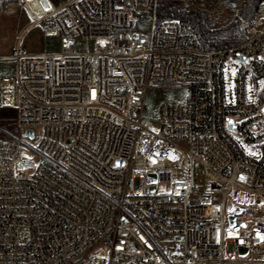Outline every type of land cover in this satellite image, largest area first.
<instances>
[{"label": "built area", "instance_id": "obj_1", "mask_svg": "<svg viewBox=\"0 0 264 264\" xmlns=\"http://www.w3.org/2000/svg\"><path fill=\"white\" fill-rule=\"evenodd\" d=\"M28 1L59 48L0 55V264H264V1L220 48L157 0Z\"/></svg>", "mask_w": 264, "mask_h": 264}, {"label": "rangeland", "instance_id": "obj_2", "mask_svg": "<svg viewBox=\"0 0 264 264\" xmlns=\"http://www.w3.org/2000/svg\"><path fill=\"white\" fill-rule=\"evenodd\" d=\"M51 1L56 5L57 1L61 3L64 0ZM241 3L242 0H215L211 3H204L199 0H179V8L186 11L196 10L209 20L213 28H219L239 18ZM30 22L31 20L23 7L22 0H0V55L12 54L17 46L23 51L30 52L57 50L59 48V39L44 36L38 25H32L24 29ZM244 22L245 19L240 18L241 41L244 39L242 30ZM77 48L82 49L83 45L78 42ZM15 68L16 61L0 60V74H12ZM236 70V63L232 62L226 65L224 69L226 87H228V75L233 78ZM259 83H262V80H259ZM186 96L187 87L185 85L150 86L147 89L143 115L156 123L154 119L155 110L161 100L173 97L184 99ZM0 126L15 134L19 132L15 109L9 107L0 109ZM24 155L30 157L33 161L37 160V157L31 156L29 152L24 151ZM158 189L167 191L169 185L160 183ZM252 198L253 196L245 191H240L237 200L246 202Z\"/></svg>", "mask_w": 264, "mask_h": 264}, {"label": "trees", "instance_id": "obj_3", "mask_svg": "<svg viewBox=\"0 0 264 264\" xmlns=\"http://www.w3.org/2000/svg\"><path fill=\"white\" fill-rule=\"evenodd\" d=\"M204 3H211L215 0H199ZM217 1V0H216ZM264 0H242L240 15L228 25L213 28L209 20L196 10L186 11L179 8V0H159L155 7L156 18H183L192 21L198 28L205 43L210 48L226 47L237 44L241 41L240 18L249 19L259 2Z\"/></svg>", "mask_w": 264, "mask_h": 264}, {"label": "bare ground", "instance_id": "obj_4", "mask_svg": "<svg viewBox=\"0 0 264 264\" xmlns=\"http://www.w3.org/2000/svg\"><path fill=\"white\" fill-rule=\"evenodd\" d=\"M44 6H48V2L46 0H29L26 3V9L28 13L34 18L37 19L39 13L43 10ZM35 15V16H33ZM33 25V24H32ZM6 86L8 85V80H4ZM6 98H8V94L6 93Z\"/></svg>", "mask_w": 264, "mask_h": 264}, {"label": "water", "instance_id": "obj_5", "mask_svg": "<svg viewBox=\"0 0 264 264\" xmlns=\"http://www.w3.org/2000/svg\"><path fill=\"white\" fill-rule=\"evenodd\" d=\"M241 59V58H240ZM229 125L231 126V127H233V125H232V122L231 121H229ZM26 135H28V136H32V130L31 129H28L27 131H26ZM117 163H122V161H118ZM231 219H232V217H231Z\"/></svg>", "mask_w": 264, "mask_h": 264}, {"label": "crops", "instance_id": "obj_6", "mask_svg": "<svg viewBox=\"0 0 264 264\" xmlns=\"http://www.w3.org/2000/svg\"><path fill=\"white\" fill-rule=\"evenodd\" d=\"M50 1H51V0H50ZM53 1H55V0H53ZM56 1H57V0H56ZM66 1H68V0H64V1H62L61 3L57 1V4H56V6L62 5V4H63V3H65ZM51 2H52V1H51ZM29 25H30V23H28V24L25 26V28H24V29L28 28V27H29ZM30 26H32V25H30Z\"/></svg>", "mask_w": 264, "mask_h": 264}]
</instances>
